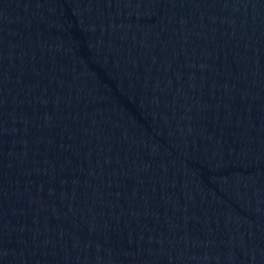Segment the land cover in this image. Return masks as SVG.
Instances as JSON below:
<instances>
[{"label": "water", "instance_id": "1", "mask_svg": "<svg viewBox=\"0 0 264 264\" xmlns=\"http://www.w3.org/2000/svg\"><path fill=\"white\" fill-rule=\"evenodd\" d=\"M0 264H264V0H0Z\"/></svg>", "mask_w": 264, "mask_h": 264}]
</instances>
